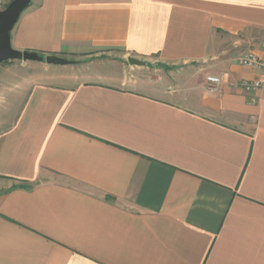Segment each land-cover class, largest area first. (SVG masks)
<instances>
[{
	"label": "crops",
	"instance_id": "0c3cea01",
	"mask_svg": "<svg viewBox=\"0 0 264 264\" xmlns=\"http://www.w3.org/2000/svg\"><path fill=\"white\" fill-rule=\"evenodd\" d=\"M258 41L264 0H31L11 47L70 63L0 64V264H264Z\"/></svg>",
	"mask_w": 264,
	"mask_h": 264
},
{
	"label": "water",
	"instance_id": "95a60500",
	"mask_svg": "<svg viewBox=\"0 0 264 264\" xmlns=\"http://www.w3.org/2000/svg\"><path fill=\"white\" fill-rule=\"evenodd\" d=\"M31 0H13L5 10L0 12V64L8 61L38 62L48 65H66L67 62L56 56H41L36 52L17 51L11 47L10 33L22 12ZM129 65L142 66L143 63L134 59L127 60Z\"/></svg>",
	"mask_w": 264,
	"mask_h": 264
},
{
	"label": "built area",
	"instance_id": "2783aa9c",
	"mask_svg": "<svg viewBox=\"0 0 264 264\" xmlns=\"http://www.w3.org/2000/svg\"><path fill=\"white\" fill-rule=\"evenodd\" d=\"M13 0H0V12L5 10V8L12 2ZM250 57V58H249ZM247 59L242 60V65L246 67H251L255 65L256 67H260L264 69V62L261 64H257V61L249 56ZM206 82V89L210 93H217L220 91V87L222 84V80L220 77L216 76H207L205 79ZM244 91L246 92H253L256 90H259L262 86L259 82L257 81H250V82H245L241 85Z\"/></svg>",
	"mask_w": 264,
	"mask_h": 264
},
{
	"label": "rangeland",
	"instance_id": "374dc122",
	"mask_svg": "<svg viewBox=\"0 0 264 264\" xmlns=\"http://www.w3.org/2000/svg\"><path fill=\"white\" fill-rule=\"evenodd\" d=\"M6 9V8H5ZM257 44L259 45V48H261V49H263L264 50V41H258L257 42ZM242 54L241 55H238L239 57L237 58V63H238V65L239 66H242V67H246V66H244V65H242V60H244V59H247L249 56H251V57H253L256 61H257V64H261L262 62H264V60H261V59H259L257 56H255V55H253V54H246L245 52H241ZM244 54V55H243ZM250 58V57H249ZM251 67H255V65H253V66H251ZM251 67H249V68H251ZM209 76H212V75H209ZM207 77V76H206ZM245 82H250V81H243V82H240V85H242L243 83H245ZM257 82H259V81H257ZM260 84H261V88L259 89V90H261V89H263V85H262V83L261 82H259ZM223 85V83L221 84V86ZM244 91V90H243ZM257 91V90H256Z\"/></svg>",
	"mask_w": 264,
	"mask_h": 264
}]
</instances>
